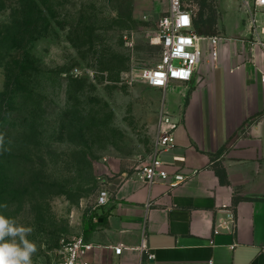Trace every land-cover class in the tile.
<instances>
[{"label":"rangeland","instance_id":"rangeland-1","mask_svg":"<svg viewBox=\"0 0 264 264\" xmlns=\"http://www.w3.org/2000/svg\"><path fill=\"white\" fill-rule=\"evenodd\" d=\"M19 1L0 0V211L33 228V264H58L105 185L155 153L164 93L138 76L160 61L169 0H49L37 36L13 38ZM232 9L250 28L249 3Z\"/></svg>","mask_w":264,"mask_h":264},{"label":"crops","instance_id":"crops-1","mask_svg":"<svg viewBox=\"0 0 264 264\" xmlns=\"http://www.w3.org/2000/svg\"><path fill=\"white\" fill-rule=\"evenodd\" d=\"M233 3L218 0L206 30L227 39L219 62L206 57L191 83L161 90L179 125L158 155L170 179L147 187L121 172L98 211L105 222L82 234L90 264H264V55ZM175 175L186 180L172 188Z\"/></svg>","mask_w":264,"mask_h":264},{"label":"built area","instance_id":"built-area-1","mask_svg":"<svg viewBox=\"0 0 264 264\" xmlns=\"http://www.w3.org/2000/svg\"><path fill=\"white\" fill-rule=\"evenodd\" d=\"M250 12V29L254 45L262 49L264 55V0H254ZM197 5L192 6L188 0H169V11L157 22L155 45L160 47V61L152 68L144 69L138 79L149 87L159 90L168 89L173 83H191L203 60L208 57L212 65L220 60V48L226 38L198 33L195 21L198 16ZM127 45L133 46L130 39L125 38ZM264 83V75H263ZM159 138L156 142L153 157L137 171L138 178L147 186L152 187L158 181H167L170 175L165 164L158 158L160 153L175 146V132L178 124L163 114L160 123ZM170 187L174 188L185 182V177L175 175ZM112 192L105 185L97 199L99 210L110 203ZM95 246L83 235L73 237L63 247L58 264H90L87 257ZM122 249H116L120 255ZM264 256V251L263 254ZM149 260L154 255L150 254ZM212 264V263H210Z\"/></svg>","mask_w":264,"mask_h":264},{"label":"trees","instance_id":"trees-1","mask_svg":"<svg viewBox=\"0 0 264 264\" xmlns=\"http://www.w3.org/2000/svg\"><path fill=\"white\" fill-rule=\"evenodd\" d=\"M22 9L23 16L21 17V21H18L17 17L13 18V27L14 31H12L13 38L17 37L20 34H28L32 36H37L39 33V24L44 18L43 11H48L49 9V0H20L19 1ZM44 5L42 8L41 6ZM208 12V13H207ZM41 20V21H40ZM217 23V13L215 10H209L208 0L200 1V14L197 16L195 21V28L198 33H203L204 30H213L214 26ZM27 35V36H28ZM100 220L105 222V218L98 215H92L91 217L85 219L84 221V235H89L92 231H94L97 226L100 225Z\"/></svg>","mask_w":264,"mask_h":264},{"label":"clouds","instance_id":"clouds-1","mask_svg":"<svg viewBox=\"0 0 264 264\" xmlns=\"http://www.w3.org/2000/svg\"><path fill=\"white\" fill-rule=\"evenodd\" d=\"M4 137L0 135V146ZM7 203L0 204L6 210ZM33 228L19 224L17 219L0 211V264H33L32 257L38 251L37 245L28 237Z\"/></svg>","mask_w":264,"mask_h":264},{"label":"water","instance_id":"water-1","mask_svg":"<svg viewBox=\"0 0 264 264\" xmlns=\"http://www.w3.org/2000/svg\"><path fill=\"white\" fill-rule=\"evenodd\" d=\"M100 222H102V220H100Z\"/></svg>","mask_w":264,"mask_h":264}]
</instances>
